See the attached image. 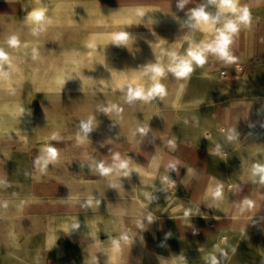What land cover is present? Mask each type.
<instances>
[{"label":"rangeland","instance_id":"1","mask_svg":"<svg viewBox=\"0 0 264 264\" xmlns=\"http://www.w3.org/2000/svg\"><path fill=\"white\" fill-rule=\"evenodd\" d=\"M233 2L0 0V264H264V225L191 199L264 179V127L229 137L214 109L264 108V60L211 74L189 55L244 8L241 25L264 21V0ZM126 94L142 97L129 113ZM170 137L192 148V197Z\"/></svg>","mask_w":264,"mask_h":264},{"label":"crops","instance_id":"2","mask_svg":"<svg viewBox=\"0 0 264 264\" xmlns=\"http://www.w3.org/2000/svg\"><path fill=\"white\" fill-rule=\"evenodd\" d=\"M224 23L222 32L230 39L227 55L213 50L218 46V39L216 40L218 42L213 41L206 44V41H203L201 44L200 54L203 55L204 61L202 67L206 73H227L239 65L264 60V21L243 26L241 25L242 22L235 18L234 23L237 24L238 30L231 33L226 31L227 21ZM126 97L127 102L124 109L126 113H129L137 108L142 97L138 101L134 95L126 94ZM260 98L262 96L257 94L245 95L244 100L241 97L239 100L229 98V100H224L215 105L217 123L222 125L229 137L240 138L248 131L259 130L264 127V108L258 105ZM118 99L117 96L116 100ZM111 105L114 107V103ZM120 127L122 130L129 128L124 123ZM166 141V151L178 166L175 167V171H177L176 184L184 193H189L192 197L193 192H195L194 186H197L188 176V170L194 163L192 148L172 137ZM203 191L198 190L191 198L200 211H208L217 217L226 216L230 218L231 227L236 230L252 224L264 225V179L258 182L247 181L236 184L223 197H220L219 201L216 198H210ZM125 264L135 263H133V259H130Z\"/></svg>","mask_w":264,"mask_h":264},{"label":"clouds","instance_id":"3","mask_svg":"<svg viewBox=\"0 0 264 264\" xmlns=\"http://www.w3.org/2000/svg\"><path fill=\"white\" fill-rule=\"evenodd\" d=\"M181 7H183V4H181ZM221 7L223 9H226V10L236 11V5L233 2V0H222ZM193 15H194V17L197 20H199L201 22L207 23L209 21V16L204 12V10L202 8L200 10H198V11H195L193 13ZM33 18L35 20H37V21L43 19V11L34 12L33 13ZM239 19H240L241 22H247L249 20V11H248L247 8H244V9L241 10V15H240ZM237 30H238L237 29V24H235L233 22H229L226 25V31L229 32V33L235 32ZM10 43L15 44L16 43L15 38H13L10 41ZM229 44H230L229 36L225 35L222 32L220 37H219L218 46L215 49H213V50L217 51V52H220V53H222L224 55H227V48H228ZM189 55L192 56L193 59L197 61V63L202 64L204 62L202 54H197V53L190 52ZM0 56H4V53L2 51H0ZM155 71H157L159 73V72H161V69L157 68V69H155ZM191 71H192V68H191L190 62L185 61V62L182 63L180 71H179L178 74L184 75V74L189 73ZM155 91L162 92L163 89L157 87L155 89ZM135 94L136 95H140L139 92H137ZM48 152H49L50 156H52V157L55 156V151L53 149L49 148Z\"/></svg>","mask_w":264,"mask_h":264}]
</instances>
